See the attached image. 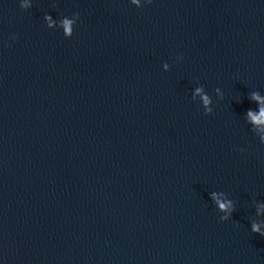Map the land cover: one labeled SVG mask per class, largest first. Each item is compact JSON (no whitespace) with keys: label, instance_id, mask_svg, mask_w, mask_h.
<instances>
[{"label":"water","instance_id":"1","mask_svg":"<svg viewBox=\"0 0 264 264\" xmlns=\"http://www.w3.org/2000/svg\"><path fill=\"white\" fill-rule=\"evenodd\" d=\"M253 90L264 0H0V262L264 264Z\"/></svg>","mask_w":264,"mask_h":264},{"label":"clouds","instance_id":"2","mask_svg":"<svg viewBox=\"0 0 264 264\" xmlns=\"http://www.w3.org/2000/svg\"><path fill=\"white\" fill-rule=\"evenodd\" d=\"M153 0H131V4L135 5L136 8H143L145 5H149ZM32 7V0H19V8L27 10ZM79 20V13L74 12L72 18L62 17L58 21H54L51 15H45L44 21L46 22L47 28L49 29H63V36L65 38H70L73 35V30L71 29L72 24H76ZM11 41H15L17 36L12 34L9 38ZM183 59L182 56L174 57V61L178 63ZM165 70L168 69V64H164ZM214 94L218 99L224 98V93L220 87L214 89ZM199 98V107L202 108L205 115L210 114L213 111V98L205 90L204 86L196 87L192 92V99L195 100ZM248 99L253 102L256 107L248 108L243 114L244 122L250 126V131L255 134L259 139V142L264 144V94H261L259 90H253L248 94ZM239 152H243L244 148L240 147L236 149ZM209 199L215 206L217 213L220 215L218 219L220 221H228L234 211L233 200L230 199L224 191H212L209 193ZM256 215L257 217H264V202H259L256 205ZM250 230L252 233L258 234L264 237V220L258 219L251 222ZM2 264V262H0Z\"/></svg>","mask_w":264,"mask_h":264}]
</instances>
